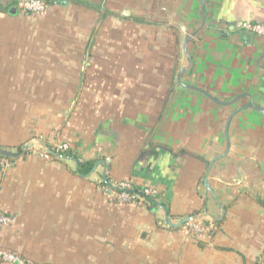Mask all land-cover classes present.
<instances>
[{
    "label": "crops",
    "instance_id": "obj_1",
    "mask_svg": "<svg viewBox=\"0 0 264 264\" xmlns=\"http://www.w3.org/2000/svg\"><path fill=\"white\" fill-rule=\"evenodd\" d=\"M18 1L0 0V149L64 142L78 163L35 149L0 163V212L15 218L0 247L27 264H259L264 114L238 110L264 108V37L243 28L264 24V0H205L190 65L203 0H44L41 18L11 13ZM193 88L251 98L223 106ZM104 174L158 188L173 223L206 214L214 230L116 203Z\"/></svg>",
    "mask_w": 264,
    "mask_h": 264
},
{
    "label": "built area",
    "instance_id": "obj_2",
    "mask_svg": "<svg viewBox=\"0 0 264 264\" xmlns=\"http://www.w3.org/2000/svg\"><path fill=\"white\" fill-rule=\"evenodd\" d=\"M20 13L30 15L36 18L44 17L48 10V3L44 0H19L13 7ZM244 30L257 36L264 37V24L245 23ZM50 148V147H49ZM39 156L46 160L57 159L54 155L42 148H34ZM51 149V148H50ZM71 149L69 143L56 142L53 144L55 153H64ZM9 159L1 157V165L8 166ZM113 200L118 204H146L148 200L153 199L158 202L160 198V190L156 187L145 186L137 187L131 180H120L106 188ZM205 220L191 221L185 226L195 237L209 235L214 227L206 225ZM207 221V220H206ZM15 223V218L11 215L0 212V227L10 226ZM0 262L3 264H27L26 260L18 253L3 249L0 247ZM259 264H264V250L261 253Z\"/></svg>",
    "mask_w": 264,
    "mask_h": 264
},
{
    "label": "water",
    "instance_id": "obj_3",
    "mask_svg": "<svg viewBox=\"0 0 264 264\" xmlns=\"http://www.w3.org/2000/svg\"><path fill=\"white\" fill-rule=\"evenodd\" d=\"M204 5H205V0H203V14H204V16H203V22H202L200 28H199L198 30H196L194 33H192L190 36H188V37L186 38L185 42H184L183 50H184V52H185V54H186V56H187V59H188V65L191 64V57H190V55L188 54V51H187L188 43H189V41L191 40V38L195 37V36L199 33V31L201 30V28H203V26H204V24H205V6H204ZM15 11H16V10L13 9V10H11V13H16ZM185 71H186L185 69H182V70H181V73H180V75H179V78H178V80H179V82H180L181 84H182V76H183V74H184ZM182 85H183V84H182ZM193 89H195V90H197L198 92L204 94L205 96H207V97H208L210 100H212L213 102H215V103H217V104H219V105H223V106H230V105H233L237 100H239V99H241V98H243V97H249V95H245V96H240L239 98H236V99L233 100V101H230V102H224V101H220V100H218V99L212 97L209 93H207L206 91H204V90H202V89H199V88H193ZM249 98H251V97H249ZM249 108H251V109H253V110H256V111H258V112L264 114V108L258 107V106L255 104V102H254V100H253L252 98H251V102H250L249 105H247V106L244 107V108L239 109L238 111H242V110H244V109H249ZM238 111H235V112L232 114V116L230 117L228 127H229V125H230V121H231L232 117H233ZM227 143H228V148H227L226 152H225L222 156L215 158V159L213 160V162H212L211 165H213L216 161H218V160L224 158V157L228 154V152H229V150H230V140H229V137L227 138ZM37 147L42 148V149L48 151L50 154L54 155V156H55L56 158H58V159H62V160H71V161H74L76 164L78 163L77 160L74 159V158H72V157H69V156H66V155H63V154H60V153H55L54 151H52L48 146H46V145L43 144L42 142H31V143L25 145V146L22 148V151H21V152H16V153H15V152L8 151V150L0 149V156H1V157H5V158L13 159V158L20 157L24 152L29 151V150L34 149V148H37ZM101 164L104 165V166H106V162H105V161H101V162H99V163L94 167V171H95V170L97 169V167H98L99 165H101ZM103 182H105L108 186H111V185L109 184V181H108V178H107V175H106V174L103 175ZM205 184H206V186H208L207 179L205 180ZM209 190H210V192H211L212 194H214V192H213L210 188H209ZM149 201L152 202L153 204L157 205L159 208H161V209L163 210L164 215H165V222H166V224H167L169 227H171V228H179V227H182L183 225H185V224H187V223H189V222H191V221H196V220H208V216H207L206 214H195V215L187 216V217L183 218L182 220H180V221L177 222V223H173V222L171 221V218H170V215H169V211H168V209H167L165 206H163L162 204L158 203L157 201H155V200H153V199H150Z\"/></svg>",
    "mask_w": 264,
    "mask_h": 264
},
{
    "label": "trees",
    "instance_id": "obj_4",
    "mask_svg": "<svg viewBox=\"0 0 264 264\" xmlns=\"http://www.w3.org/2000/svg\"><path fill=\"white\" fill-rule=\"evenodd\" d=\"M50 147L51 149H53V145H50L48 146ZM22 148L23 147H20L18 148V152H21L22 151ZM63 155H66V156H69V157H75V155H73L71 153V151H67V152H64L62 153ZM8 159V158H7ZM9 160H12V159H9ZM94 165L95 163L94 162H79L78 164V173L81 175V176H88L91 174V172L93 171V168H94ZM104 185V184H103ZM147 204L151 207V208H158L157 205L153 204L152 202H150L149 200L147 201ZM161 204V203H160ZM205 224L207 225H212V223L210 221H204ZM213 224L217 227L219 226L220 224H222V221H214ZM213 226V225H212Z\"/></svg>",
    "mask_w": 264,
    "mask_h": 264
}]
</instances>
